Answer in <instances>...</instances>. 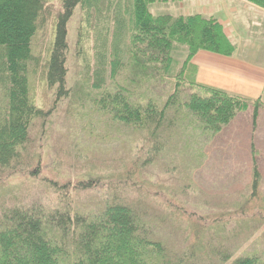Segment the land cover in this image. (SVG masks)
<instances>
[{
    "label": "trees",
    "instance_id": "16d2710c",
    "mask_svg": "<svg viewBox=\"0 0 264 264\" xmlns=\"http://www.w3.org/2000/svg\"><path fill=\"white\" fill-rule=\"evenodd\" d=\"M175 1L0 0V184L41 173L30 132L52 113L38 106L40 91L52 95L54 110L70 97L88 99L91 135L121 129L138 135L142 144L127 176L175 152L181 134L186 149L197 139L214 138L250 109L256 123L264 95L246 99L196 82L192 61L198 52L236 53L224 26L199 14L150 12L153 4ZM244 1L264 9V0ZM78 7L75 56H84L89 46L93 64L85 65L83 83L76 81L70 89L68 28ZM180 50L186 54L182 62L174 57ZM260 178L254 167L252 197L259 194ZM101 181L91 178L60 188L52 182L65 191L56 207L3 211L0 264H198V252L172 253L124 197L106 199L96 213L75 209L67 193L99 187ZM221 252L226 253L217 252L212 264H264L258 254L234 258L229 250Z\"/></svg>",
    "mask_w": 264,
    "mask_h": 264
},
{
    "label": "rangeland",
    "instance_id": "374dc122",
    "mask_svg": "<svg viewBox=\"0 0 264 264\" xmlns=\"http://www.w3.org/2000/svg\"><path fill=\"white\" fill-rule=\"evenodd\" d=\"M233 3L237 7L238 2ZM236 14L238 19L227 31L239 40L240 17L248 18L251 25L259 17L247 12L243 5ZM80 22L78 7L68 28L67 85L70 89L80 76L86 78L85 65L92 68L93 64L89 46H85L84 56H75ZM185 55L184 50L174 53L180 62ZM80 100L70 97L54 110L52 95L39 92L38 106L52 113L44 124L35 122L30 132L41 173L36 177L17 175L0 184V215L15 206L56 207L65 191H60L52 182L60 188L100 178L99 187L67 193L79 212L96 213L103 201L117 195L127 199L140 212L153 235L178 256L191 250L195 255L198 252V264H212L218 260L217 252L224 256L226 252L221 251L229 250L234 258L258 254L264 260V171L259 172V194L252 197L250 185L254 169L249 172L248 156L242 157V148L234 142L238 139V144L248 148V142H242L241 136L236 135H241L239 130L246 135L253 134L256 128L264 129V109L256 123L250 109L214 138L197 139L200 141L190 148H182L184 142L180 141L185 135L181 134L177 137L180 140L175 152L127 176L125 171L138 154L142 140L139 144L138 135L124 129L113 134L97 130L91 135V103L86 98ZM232 150H236L235 157L231 156ZM231 157L235 160L232 164L237 161L244 166L230 164Z\"/></svg>",
    "mask_w": 264,
    "mask_h": 264
},
{
    "label": "crops",
    "instance_id": "0c3cea01",
    "mask_svg": "<svg viewBox=\"0 0 264 264\" xmlns=\"http://www.w3.org/2000/svg\"><path fill=\"white\" fill-rule=\"evenodd\" d=\"M233 1L238 2L237 7L234 6ZM242 5L247 12L257 15L259 20L251 25L248 18L240 17L242 24L240 23L241 29L237 34L238 40L233 38L234 36L230 35L227 30L233 26V22H236L234 20L238 19L239 15L237 16L236 13ZM227 6L233 7L230 9ZM150 12L156 16L170 15L173 17L199 14L205 18L218 20L236 45V53L228 57L207 51L198 52L192 61L196 67V82L202 86L246 99H258L264 95V9L244 0H179L153 4L150 6ZM244 21H248L250 24ZM238 133L241 135L236 136H241L239 139L242 142L247 141L249 144L246 145L248 148L244 149L245 146L238 144L236 142L238 139H234L235 144L242 148L240 150L241 156L243 157L245 154L248 156V164L246 163V165L249 166V172L254 167L257 168L258 172H263L264 129L257 130L256 128L253 134L248 132L245 135V131L241 130ZM235 151L232 150V157H235ZM232 157L229 160L230 164L235 161ZM232 165L244 166L242 162L237 161ZM262 181L264 182V176Z\"/></svg>",
    "mask_w": 264,
    "mask_h": 264
}]
</instances>
